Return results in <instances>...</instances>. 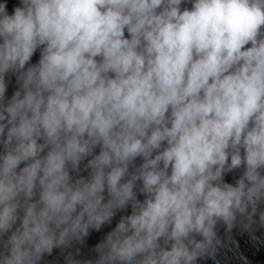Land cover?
I'll use <instances>...</instances> for the list:
<instances>
[{
    "label": "clouds",
    "instance_id": "9594fccd",
    "mask_svg": "<svg viewBox=\"0 0 264 264\" xmlns=\"http://www.w3.org/2000/svg\"><path fill=\"white\" fill-rule=\"evenodd\" d=\"M183 2L0 3V264H40L129 205L95 260L65 264L215 261L218 225L264 227V0Z\"/></svg>",
    "mask_w": 264,
    "mask_h": 264
}]
</instances>
